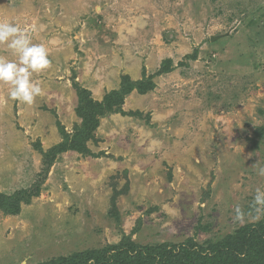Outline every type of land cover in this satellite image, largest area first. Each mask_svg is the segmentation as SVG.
Wrapping results in <instances>:
<instances>
[{
  "label": "rangeland",
  "instance_id": "1",
  "mask_svg": "<svg viewBox=\"0 0 264 264\" xmlns=\"http://www.w3.org/2000/svg\"><path fill=\"white\" fill-rule=\"evenodd\" d=\"M4 21L51 64L32 74L42 95L31 106L0 82V195L41 184L16 213L0 210V264L215 242L264 220H235L237 206L255 215L264 190V0H0ZM0 59L19 63L7 44ZM124 76L154 87L104 108L86 150L47 167L61 129L72 138L85 123L79 90L102 104Z\"/></svg>",
  "mask_w": 264,
  "mask_h": 264
},
{
  "label": "trees",
  "instance_id": "2",
  "mask_svg": "<svg viewBox=\"0 0 264 264\" xmlns=\"http://www.w3.org/2000/svg\"><path fill=\"white\" fill-rule=\"evenodd\" d=\"M190 57L195 58V55H190ZM162 63L157 74L168 71L171 67L168 60ZM122 79L120 89L111 91L102 104H97L90 99L85 90H79L77 112L84 118L85 123L79 133H75L72 138L61 129L63 140L46 153V157L49 158L47 167L53 162L58 152L69 148L79 151L86 150L84 140L80 138L83 133L87 134L92 131L94 124L97 123L96 115L102 114L104 108L105 112L112 111V106L121 103L123 95L132 88L145 93L154 87L150 76L136 82H131L127 76ZM82 93H85L87 97ZM95 106H98L97 111ZM88 117H92L93 123ZM257 129L259 131L256 134L260 135L263 128L258 127ZM252 141L256 146L257 141ZM40 185L37 183L29 189L19 190L11 195L1 194L0 210L16 213L20 202L28 201L31 196L37 194ZM41 264H264V220L240 226L215 242L206 241L198 244L189 240L174 247L164 243L154 246H136L132 242L122 243L99 250H86L69 256L57 257Z\"/></svg>",
  "mask_w": 264,
  "mask_h": 264
},
{
  "label": "clouds",
  "instance_id": "3",
  "mask_svg": "<svg viewBox=\"0 0 264 264\" xmlns=\"http://www.w3.org/2000/svg\"><path fill=\"white\" fill-rule=\"evenodd\" d=\"M0 44L7 47L18 56L19 63L0 59V82L10 86L9 98L27 104L35 103L42 95V88L32 80V74L46 70L51 61L49 51L43 44H33L28 34L18 25L11 22H0ZM259 176L264 177V167L257 170ZM252 212L246 213L240 206L235 208V220L243 223L246 216L260 219L264 215V190H255L252 202Z\"/></svg>",
  "mask_w": 264,
  "mask_h": 264
}]
</instances>
